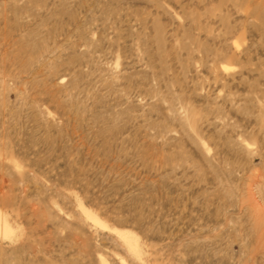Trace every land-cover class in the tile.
Instances as JSON below:
<instances>
[{
  "label": "rangeland",
  "instance_id": "374dc122",
  "mask_svg": "<svg viewBox=\"0 0 264 264\" xmlns=\"http://www.w3.org/2000/svg\"><path fill=\"white\" fill-rule=\"evenodd\" d=\"M0 219V264H264V0H0Z\"/></svg>",
  "mask_w": 264,
  "mask_h": 264
},
{
  "label": "bare ground",
  "instance_id": "6f19581e",
  "mask_svg": "<svg viewBox=\"0 0 264 264\" xmlns=\"http://www.w3.org/2000/svg\"><path fill=\"white\" fill-rule=\"evenodd\" d=\"M82 213L84 214V216L92 222V224L102 228V229H108L110 230V233H113L114 235H116L123 243H125L127 245V247L135 253L136 250V239L134 238V236L127 231L124 230H118V229H114V228H108L106 225H104L101 221H99L95 216H93L91 213L87 212V211H82ZM1 219H0V230H1ZM3 232L6 234L7 232V228L3 227ZM107 230V231H108Z\"/></svg>",
  "mask_w": 264,
  "mask_h": 264
}]
</instances>
